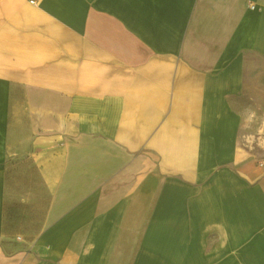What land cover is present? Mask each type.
Masks as SVG:
<instances>
[{
	"label": "crops",
	"instance_id": "0c3cea01",
	"mask_svg": "<svg viewBox=\"0 0 264 264\" xmlns=\"http://www.w3.org/2000/svg\"><path fill=\"white\" fill-rule=\"evenodd\" d=\"M250 56L264 0H0V241L22 124L61 212L0 264H264Z\"/></svg>",
	"mask_w": 264,
	"mask_h": 264
},
{
	"label": "rangeland",
	"instance_id": "374dc122",
	"mask_svg": "<svg viewBox=\"0 0 264 264\" xmlns=\"http://www.w3.org/2000/svg\"><path fill=\"white\" fill-rule=\"evenodd\" d=\"M13 93L16 100H13L12 105L17 103L18 106L12 108L10 116H12V122L19 119L22 123L25 111L22 92L15 89ZM245 94L248 103L245 104V121L241 123V126L245 127L246 132L252 134L259 128H264V60L255 56L246 59ZM251 112H255V118L248 120ZM12 135L10 141L15 142L17 148H11L7 156L5 238L0 241V246L8 254L26 250L29 240L61 215V212L49 210L50 197L39 185L38 177L30 163V153L34 148H31V140L28 139L25 124L18 128L17 133L15 131V136H18L17 142ZM257 160H264L263 154L258 155ZM30 180L36 185L24 186Z\"/></svg>",
	"mask_w": 264,
	"mask_h": 264
},
{
	"label": "built area",
	"instance_id": "2783aa9c",
	"mask_svg": "<svg viewBox=\"0 0 264 264\" xmlns=\"http://www.w3.org/2000/svg\"><path fill=\"white\" fill-rule=\"evenodd\" d=\"M258 166L262 169H264V160H259L258 161Z\"/></svg>",
	"mask_w": 264,
	"mask_h": 264
},
{
	"label": "clouds",
	"instance_id": "9594fccd",
	"mask_svg": "<svg viewBox=\"0 0 264 264\" xmlns=\"http://www.w3.org/2000/svg\"><path fill=\"white\" fill-rule=\"evenodd\" d=\"M255 112H251L250 114H249V117H248V119L249 120H252V119H254L255 118Z\"/></svg>",
	"mask_w": 264,
	"mask_h": 264
}]
</instances>
